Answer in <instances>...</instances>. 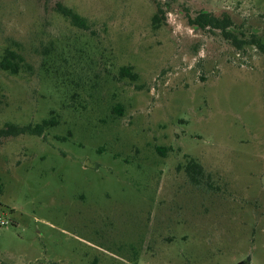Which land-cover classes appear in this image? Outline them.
Here are the masks:
<instances>
[{
  "label": "rangeland",
  "instance_id": "1",
  "mask_svg": "<svg viewBox=\"0 0 264 264\" xmlns=\"http://www.w3.org/2000/svg\"><path fill=\"white\" fill-rule=\"evenodd\" d=\"M259 39L264 0H0V129L56 121L0 138V264H264Z\"/></svg>",
  "mask_w": 264,
  "mask_h": 264
},
{
  "label": "trees",
  "instance_id": "2",
  "mask_svg": "<svg viewBox=\"0 0 264 264\" xmlns=\"http://www.w3.org/2000/svg\"><path fill=\"white\" fill-rule=\"evenodd\" d=\"M56 11L62 15L64 18L69 19L70 22L79 28L87 29V25L85 21L74 13L71 9L63 7L61 4H56ZM163 11L160 7H157V13L154 15L152 19V25L154 28H158L159 21L163 18ZM190 23L193 27L199 28L201 30L213 29V30H221L225 31L229 26L230 22L223 19H217L210 13L201 11L196 14L195 17L190 19ZM253 45H255L258 50L264 54V40L259 39L257 41H253ZM21 62V57L14 53L13 51L6 50L4 55L0 60V69L2 71L10 72L11 74H16L18 69V64ZM119 76L121 78H127L131 81L137 80V74L133 72L132 67H121L119 70ZM56 125V121L51 118L49 120H45L40 124L35 126H24V127H16L14 125H5L3 129H0V138H9V137H17L23 134H30L41 137L44 131L50 127ZM159 151V149H158ZM186 157V156H185ZM184 173L186 174L189 182L195 186L200 187L202 180L205 178V172L201 165L197 163L193 159H188L185 167Z\"/></svg>",
  "mask_w": 264,
  "mask_h": 264
},
{
  "label": "built area",
  "instance_id": "3",
  "mask_svg": "<svg viewBox=\"0 0 264 264\" xmlns=\"http://www.w3.org/2000/svg\"><path fill=\"white\" fill-rule=\"evenodd\" d=\"M0 225L3 226V225H5V224H4L2 221H0Z\"/></svg>",
  "mask_w": 264,
  "mask_h": 264
}]
</instances>
